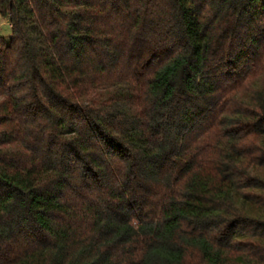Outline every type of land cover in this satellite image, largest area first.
Wrapping results in <instances>:
<instances>
[{"label": "trees", "instance_id": "1", "mask_svg": "<svg viewBox=\"0 0 264 264\" xmlns=\"http://www.w3.org/2000/svg\"><path fill=\"white\" fill-rule=\"evenodd\" d=\"M0 15V264H264V0Z\"/></svg>", "mask_w": 264, "mask_h": 264}, {"label": "rangeland", "instance_id": "2", "mask_svg": "<svg viewBox=\"0 0 264 264\" xmlns=\"http://www.w3.org/2000/svg\"><path fill=\"white\" fill-rule=\"evenodd\" d=\"M0 33L4 35L8 40L12 35L11 23L8 18H4L0 15ZM2 97H0V100Z\"/></svg>", "mask_w": 264, "mask_h": 264}]
</instances>
